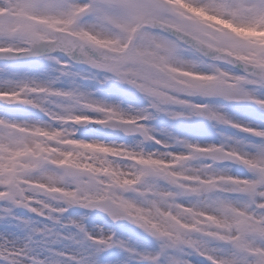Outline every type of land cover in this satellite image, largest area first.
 I'll use <instances>...</instances> for the list:
<instances>
[{"label": "snow or ice", "instance_id": "snow-or-ice-1", "mask_svg": "<svg viewBox=\"0 0 264 264\" xmlns=\"http://www.w3.org/2000/svg\"><path fill=\"white\" fill-rule=\"evenodd\" d=\"M0 264H264V0H0Z\"/></svg>", "mask_w": 264, "mask_h": 264}]
</instances>
